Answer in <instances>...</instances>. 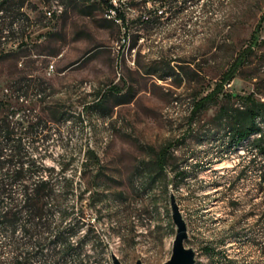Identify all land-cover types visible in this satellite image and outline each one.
I'll list each match as a JSON object with an SVG mask.
<instances>
[{
    "label": "rangeland",
    "instance_id": "374dc122",
    "mask_svg": "<svg viewBox=\"0 0 264 264\" xmlns=\"http://www.w3.org/2000/svg\"><path fill=\"white\" fill-rule=\"evenodd\" d=\"M56 2L61 11L47 17L45 9ZM150 5L140 2L126 12L129 20L149 14V21L123 27L90 0H7L0 10V97L15 79L20 93L25 84L41 89L33 113L50 119V135L38 150L46 148L54 190L60 176L84 189L83 215L102 241L98 254L85 245L91 253L86 264H111L112 253L121 264L166 261L176 227L171 194L194 264H264V189L256 168L264 158L248 163L256 133L229 140L225 120L214 115L221 103L238 104L236 96L219 94L190 114L193 97L222 82L252 33L256 42L223 91L264 99V0H179L147 13ZM113 85L123 102L108 92L100 107H88ZM166 143L165 175H156L149 169L153 154ZM87 147L99 162L84 167ZM174 169L185 175L174 178ZM75 199L69 191L62 204ZM52 220L58 221L57 213ZM4 237L0 232V259L10 253ZM59 264L76 262L72 257Z\"/></svg>",
    "mask_w": 264,
    "mask_h": 264
},
{
    "label": "trees",
    "instance_id": "16d2710c",
    "mask_svg": "<svg viewBox=\"0 0 264 264\" xmlns=\"http://www.w3.org/2000/svg\"><path fill=\"white\" fill-rule=\"evenodd\" d=\"M6 1L0 2L1 12ZM90 1L100 3L108 12V4L104 0ZM146 1L148 2L132 0L131 4L136 7L140 2ZM176 1L179 0H149L151 7H147V13L151 8L162 12L160 7L166 5L168 7L169 3L173 4ZM117 15L121 17L123 27H127L129 21H149V14L146 13H139L130 20L126 19L121 11H117ZM262 16L255 31L260 27ZM104 18L117 22L115 17ZM251 39V43L233 59L229 69L223 72L222 82L215 83L205 94L193 97L190 110V114L193 115L196 111L216 102L219 94L227 97L236 96L238 104L221 103L214 115L225 120V132L229 140L239 142L256 133L250 138V147L254 149V155L249 158L248 163L254 160L256 155L264 158V99L255 96L253 92L238 95L224 93L223 86L225 82L231 80L246 52L256 42L254 33L251 34ZM134 42L131 43V47L134 46ZM167 65L172 69L169 62ZM180 68L182 69V66ZM18 82L19 79H15L5 86L6 91H2L0 97V232L5 235L3 246L10 250L8 255H1L0 264H59L72 257L75 258L76 264H86L91 253L86 251L85 245L93 248L92 252L95 254L101 252L103 246L94 223L83 215L81 202L84 189L77 191L79 185H75L71 178L60 176V189L54 190L53 168L46 165L43 158L46 148L44 152L38 150L39 143H43L50 135L48 127L50 119L33 113L35 106L40 104L33 96L42 91L40 88L33 90L34 87L29 90L30 84H25L23 93H20ZM115 89L116 86L113 85L107 91L98 94L87 103L88 107L90 109L100 107L108 92L115 94V103L123 102L119 91ZM63 114L64 112H60V115ZM169 148L170 143H166L153 154L149 169L154 170L156 175H165ZM84 154L85 160L82 162L84 167L99 162L93 148L87 147ZM64 168L65 165L62 164L61 171ZM256 168L259 171L260 189H264V160ZM244 170L245 167L241 172ZM185 172L183 169H174V178L183 177ZM167 188L165 183L164 189ZM69 191L76 199L72 205L64 206L63 199ZM54 213H57L58 221L52 220ZM17 232L21 233L20 237L17 236ZM260 244L264 245V241ZM206 248L208 252L212 251L211 247ZM230 262L231 260H226L227 264ZM105 264L109 262L106 261Z\"/></svg>",
    "mask_w": 264,
    "mask_h": 264
},
{
    "label": "water",
    "instance_id": "95a60500",
    "mask_svg": "<svg viewBox=\"0 0 264 264\" xmlns=\"http://www.w3.org/2000/svg\"><path fill=\"white\" fill-rule=\"evenodd\" d=\"M172 221L176 225L169 258L162 264H194V251L184 244L187 237L186 224L178 209L174 196L170 195ZM111 264H121L114 253L111 254ZM135 264H142L139 260Z\"/></svg>",
    "mask_w": 264,
    "mask_h": 264
},
{
    "label": "built area",
    "instance_id": "2783aa9c",
    "mask_svg": "<svg viewBox=\"0 0 264 264\" xmlns=\"http://www.w3.org/2000/svg\"><path fill=\"white\" fill-rule=\"evenodd\" d=\"M108 4V12L105 10V15L108 17H115L117 23L122 24V19L120 16L117 15V11H121L126 19L127 10L135 11V6L131 4L132 0H104ZM62 9L61 4L58 2L54 3L52 7H47L44 11L47 17H52L55 14H58ZM52 70V64L49 65L48 71Z\"/></svg>",
    "mask_w": 264,
    "mask_h": 264
}]
</instances>
